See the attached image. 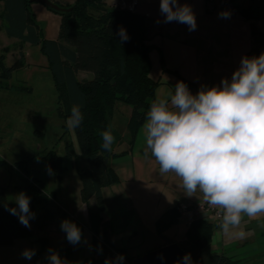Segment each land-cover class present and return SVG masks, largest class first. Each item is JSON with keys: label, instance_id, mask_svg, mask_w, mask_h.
<instances>
[{"label": "crops", "instance_id": "obj_1", "mask_svg": "<svg viewBox=\"0 0 264 264\" xmlns=\"http://www.w3.org/2000/svg\"><path fill=\"white\" fill-rule=\"evenodd\" d=\"M55 1L69 4L74 2ZM113 1L103 0L107 7H111ZM233 1L240 10L252 5V0ZM180 3L191 6L196 15V30L189 32L186 25L176 22L157 24L158 19L163 20L159 12L160 0H140L136 11L146 17L147 36L149 43L153 45L149 53V75L156 82L154 100L173 94L177 81H184L191 93L196 94L202 85L211 87L218 85L224 77L230 78L239 67L241 58L259 46L251 27L264 31L261 16L248 18L240 12L228 19L219 18L218 0L210 3L208 0H180ZM29 9L42 36L57 40L60 15L39 2H30ZM27 45L38 49L36 61H29ZM24 47V65L15 70L12 77L17 71L33 70L37 66L47 70V61L39 46L25 43ZM88 75L87 72L78 73L79 77ZM19 82L27 83L25 80ZM144 123L145 121L137 131L131 150L110 162L119 180L101 189L104 209L100 216L107 224L112 248L124 249L133 259L163 246L161 236L178 244L184 241L189 223L197 217H190L176 210V222L161 233H157L155 222L164 212L176 209L179 202L193 204L202 194L197 191L194 196H187L179 177L174 173L161 174L159 164L151 154L145 157ZM82 159L80 165L77 162L72 164V167L75 166L73 182L65 181V171L61 178L53 175V187L43 185L47 191L54 193L63 215L56 217L44 229L33 231L31 236L15 239L10 245H0V264H48L46 255L49 248L57 251L69 264H104L98 261L100 254L92 248L89 207L95 209L96 200L91 197L87 205L79 196L77 168L87 166L85 158ZM65 219L75 222L81 229L80 244L74 246L67 241L66 234L60 228ZM221 224L222 222L213 223L212 252L238 260V264H264V215L257 218L244 215L240 224L227 233L222 230ZM240 231H243V237L238 235ZM26 248L36 249V255L31 261L21 256Z\"/></svg>", "mask_w": 264, "mask_h": 264}, {"label": "trees", "instance_id": "obj_2", "mask_svg": "<svg viewBox=\"0 0 264 264\" xmlns=\"http://www.w3.org/2000/svg\"><path fill=\"white\" fill-rule=\"evenodd\" d=\"M52 1L70 8L68 11L49 8L60 15L57 40L42 36L29 9V0H0V30L21 44L39 46L57 91V108L64 118H69L74 105H80L84 119L79 128L72 129L79 155L87 162V166L77 168L80 200L87 205L91 197L96 200V208L89 207L92 248L100 254L98 261L101 263L105 258L114 259L123 254V264H133V258L124 249L112 248L107 224L100 216L104 209L101 189L119 180L110 162L131 150L137 131L154 101L156 82L149 75V53L153 45L147 36L146 17L137 12L107 7L103 0H74L71 4ZM260 9L263 11L259 14ZM240 12L248 18L261 16L264 20V0H252V5ZM121 26L130 37L126 42L121 41L117 34ZM251 32L258 39L259 46L247 56H259L264 52V31L252 26ZM23 64L24 53H20L12 64L6 63L0 55V89L12 88L9 80ZM79 72L89 75L79 77ZM118 101L131 107L124 127H119L118 119L115 120V103ZM109 128L115 137L110 151L102 147L101 136ZM123 142L125 146L116 150V146ZM77 155L72 145L67 144L63 156L49 150L43 160L46 168L50 166L53 175L61 178L67 169L64 159H75ZM2 163L0 161V165ZM16 164L22 165L26 175L24 183L16 186V192L24 191L30 197V209L36 217L30 221V228L21 225L18 217L3 207L5 203L10 205L5 188L0 185V245H10L15 239L31 236L33 231L44 229L56 217L63 215L54 193L47 191L38 177L27 173L25 162ZM176 219L175 208L164 212L155 222L157 233L173 225ZM212 233V222L194 218L186 229L185 240L179 245L185 254H191L193 264H238V260L211 251Z\"/></svg>", "mask_w": 264, "mask_h": 264}, {"label": "clouds", "instance_id": "obj_3", "mask_svg": "<svg viewBox=\"0 0 264 264\" xmlns=\"http://www.w3.org/2000/svg\"><path fill=\"white\" fill-rule=\"evenodd\" d=\"M159 12L163 20L158 19L157 24L176 22L186 25L189 32L197 28L191 6L180 0H160ZM218 15L228 19L231 13ZM117 34L121 41L130 39L123 26ZM83 119L80 105H74L68 126L79 128ZM143 134L145 157L151 154L161 174L179 177L187 196L199 191L207 204L221 209L225 233L237 227L244 215H264V52L243 56L230 78L211 87L202 85L196 94L184 81H177L173 94L157 97L150 105ZM101 136L102 147L110 151L115 140L111 129ZM47 170L51 175L50 166ZM14 203L15 207L7 203L3 207L30 228L36 217L30 197L21 191L14 196ZM60 228L70 244L82 242V231L75 222L65 219ZM238 235L243 237V231ZM35 255L34 248L21 253L29 261ZM46 259L48 264H69L52 248ZM124 259L118 254L114 259L105 258L104 264H123ZM176 264H193L191 254L186 253Z\"/></svg>", "mask_w": 264, "mask_h": 264}, {"label": "rangeland", "instance_id": "obj_4", "mask_svg": "<svg viewBox=\"0 0 264 264\" xmlns=\"http://www.w3.org/2000/svg\"><path fill=\"white\" fill-rule=\"evenodd\" d=\"M262 11L260 9L259 14ZM23 50L24 44L8 38L4 30H0V55H3L6 63L15 62ZM26 50L30 54L29 61H36L38 49L27 45ZM9 83L11 89H0V161H3L0 165V185L5 188L10 207H15L16 186L23 184L26 178L22 165L17 162H25L27 173L38 177L44 186L50 188L54 186V179L43 160L47 151L54 150L63 156L67 144H71L77 152L76 159H64L67 182L73 180L75 166L72 167V164L77 162L80 165L83 157L79 155L75 134L72 127L68 126V119L57 108V91L48 69L43 70L37 66L33 70L17 71ZM115 111L117 125L124 127L131 107L118 101L115 103ZM125 133L124 130V138ZM123 146L124 142L116 146V150ZM34 155L36 157L32 158Z\"/></svg>", "mask_w": 264, "mask_h": 264}, {"label": "built area", "instance_id": "obj_5", "mask_svg": "<svg viewBox=\"0 0 264 264\" xmlns=\"http://www.w3.org/2000/svg\"><path fill=\"white\" fill-rule=\"evenodd\" d=\"M209 3L212 0H208ZM219 8L218 12L229 11L231 16L237 15L240 13V9L235 4L233 0H218ZM140 0H114L111 3V7L114 9L127 10L131 12H136ZM230 16V17H231ZM176 210L181 214L188 215L190 217H201L207 221H210L214 224H220L223 219V211L219 208L210 206L203 200V196L195 203L190 204L189 202H179L176 204Z\"/></svg>", "mask_w": 264, "mask_h": 264}, {"label": "water", "instance_id": "obj_6", "mask_svg": "<svg viewBox=\"0 0 264 264\" xmlns=\"http://www.w3.org/2000/svg\"><path fill=\"white\" fill-rule=\"evenodd\" d=\"M29 2H39L44 4L46 7L55 11H68L70 8L60 6L52 0H29ZM164 241V245L156 249L150 250L140 256L133 259V264H176V262L182 261L185 255L181 246L173 242L171 239L161 236ZM161 254L163 259H160Z\"/></svg>", "mask_w": 264, "mask_h": 264}]
</instances>
